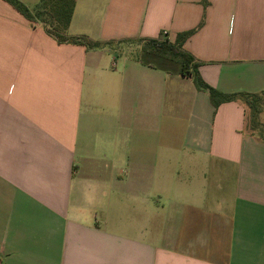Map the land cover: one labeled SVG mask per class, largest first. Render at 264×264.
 I'll use <instances>...</instances> for the list:
<instances>
[{
	"label": "crops",
	"instance_id": "obj_1",
	"mask_svg": "<svg viewBox=\"0 0 264 264\" xmlns=\"http://www.w3.org/2000/svg\"><path fill=\"white\" fill-rule=\"evenodd\" d=\"M192 30L204 81L264 104V0H76L98 49L0 0V264H264V109L115 46Z\"/></svg>",
	"mask_w": 264,
	"mask_h": 264
},
{
	"label": "trees",
	"instance_id": "obj_2",
	"mask_svg": "<svg viewBox=\"0 0 264 264\" xmlns=\"http://www.w3.org/2000/svg\"><path fill=\"white\" fill-rule=\"evenodd\" d=\"M4 1L10 4L27 20L34 23H41L44 30L59 44L81 45L85 46L87 49H98L107 45L98 41H93L85 36L74 37L67 35V30L70 27L74 14L76 0H41L34 10L29 9L19 0ZM194 32L195 31L192 30L179 34L176 43L173 45L165 42H148L146 44V49L153 54H169L179 60L181 63V74L185 77L192 78L199 90L206 91L216 109L224 103L233 102L239 98L245 100L250 110L251 119L255 122L256 126L257 117L264 109L262 97L258 95L224 94L219 92L202 78L199 72V67L202 64L195 62L190 55L181 51L184 42Z\"/></svg>",
	"mask_w": 264,
	"mask_h": 264
},
{
	"label": "rangeland",
	"instance_id": "obj_3",
	"mask_svg": "<svg viewBox=\"0 0 264 264\" xmlns=\"http://www.w3.org/2000/svg\"><path fill=\"white\" fill-rule=\"evenodd\" d=\"M41 0H39L40 2ZM140 44L137 43V42H126L124 44H120V43H117L115 44L116 47H121V49H126L128 48L129 50H131L130 48H132V52H128L130 53L131 55L135 56L139 53L140 49L144 48V50H146V44H142V46H139ZM146 57H148L150 60H153V62H155L156 64H159V65H162V60L166 61L168 60V64L170 66H172V68H176L177 65H180V61L175 59L174 57L170 56L169 54H156V56L154 55H147ZM250 127L253 128L255 127V122H253V120L251 119V116H250Z\"/></svg>",
	"mask_w": 264,
	"mask_h": 264
}]
</instances>
